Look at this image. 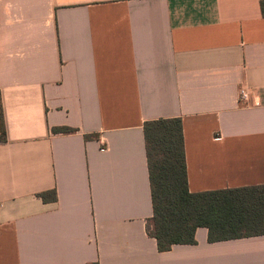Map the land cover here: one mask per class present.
<instances>
[{
	"label": "crops",
	"instance_id": "obj_1",
	"mask_svg": "<svg viewBox=\"0 0 264 264\" xmlns=\"http://www.w3.org/2000/svg\"><path fill=\"white\" fill-rule=\"evenodd\" d=\"M263 4L0 0V264H264L205 227L159 251L144 135L182 119L192 193L264 186Z\"/></svg>",
	"mask_w": 264,
	"mask_h": 264
},
{
	"label": "trees",
	"instance_id": "obj_2",
	"mask_svg": "<svg viewBox=\"0 0 264 264\" xmlns=\"http://www.w3.org/2000/svg\"><path fill=\"white\" fill-rule=\"evenodd\" d=\"M144 135L153 204L146 230L156 239L159 251H170L178 244L195 245L196 232L201 227L208 229L210 242L264 235V186L192 193L187 180L182 119L147 121ZM6 141L0 93V143ZM41 196L57 200L55 192L53 196Z\"/></svg>",
	"mask_w": 264,
	"mask_h": 264
},
{
	"label": "built area",
	"instance_id": "obj_3",
	"mask_svg": "<svg viewBox=\"0 0 264 264\" xmlns=\"http://www.w3.org/2000/svg\"><path fill=\"white\" fill-rule=\"evenodd\" d=\"M239 101L241 103H248L250 101V93L245 88L240 90Z\"/></svg>",
	"mask_w": 264,
	"mask_h": 264
}]
</instances>
